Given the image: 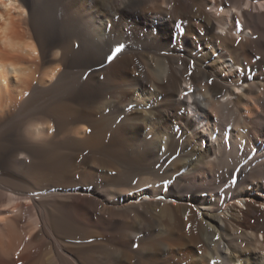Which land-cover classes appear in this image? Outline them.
I'll use <instances>...</instances> for the list:
<instances>
[{"label":"bare ground","instance_id":"obj_1","mask_svg":"<svg viewBox=\"0 0 264 264\" xmlns=\"http://www.w3.org/2000/svg\"><path fill=\"white\" fill-rule=\"evenodd\" d=\"M0 264H264V0H0Z\"/></svg>","mask_w":264,"mask_h":264},{"label":"snow or ice","instance_id":"obj_2","mask_svg":"<svg viewBox=\"0 0 264 264\" xmlns=\"http://www.w3.org/2000/svg\"><path fill=\"white\" fill-rule=\"evenodd\" d=\"M122 49H123V45L117 46L113 50L112 54L107 57L108 61L111 62L116 57V55L122 51ZM209 83H211V81H209ZM233 182H235V181H233Z\"/></svg>","mask_w":264,"mask_h":264},{"label":"rangeland","instance_id":"obj_3","mask_svg":"<svg viewBox=\"0 0 264 264\" xmlns=\"http://www.w3.org/2000/svg\"><path fill=\"white\" fill-rule=\"evenodd\" d=\"M260 238H262V237H260Z\"/></svg>","mask_w":264,"mask_h":264}]
</instances>
